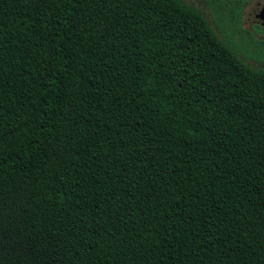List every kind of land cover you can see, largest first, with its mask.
<instances>
[{
    "label": "trees",
    "instance_id": "1",
    "mask_svg": "<svg viewBox=\"0 0 264 264\" xmlns=\"http://www.w3.org/2000/svg\"><path fill=\"white\" fill-rule=\"evenodd\" d=\"M247 2L0 0V264H264Z\"/></svg>",
    "mask_w": 264,
    "mask_h": 264
},
{
    "label": "flooded vegetation",
    "instance_id": "2",
    "mask_svg": "<svg viewBox=\"0 0 264 264\" xmlns=\"http://www.w3.org/2000/svg\"><path fill=\"white\" fill-rule=\"evenodd\" d=\"M259 1H262V0H248L247 4L244 6L243 10L241 11V26L244 30H247L251 34L253 33V37L255 39L264 41V36L262 34L264 32V25L259 24V23H253L252 21H250V13L256 8V5ZM244 23L249 24L248 29L244 28L243 26ZM254 26L259 27V30H260L259 33L253 32Z\"/></svg>",
    "mask_w": 264,
    "mask_h": 264
},
{
    "label": "rangeland",
    "instance_id": "3",
    "mask_svg": "<svg viewBox=\"0 0 264 264\" xmlns=\"http://www.w3.org/2000/svg\"><path fill=\"white\" fill-rule=\"evenodd\" d=\"M183 1L187 4L193 5L195 8L200 9L203 12V14L205 15V17L208 19V21H210V16L208 15V8H207V5L205 3V0H183ZM211 26L214 28L212 23H211ZM243 26L246 29L249 28L248 23H244ZM236 39H238V38H236ZM252 65L255 66L256 64L252 63Z\"/></svg>",
    "mask_w": 264,
    "mask_h": 264
},
{
    "label": "water",
    "instance_id": "4",
    "mask_svg": "<svg viewBox=\"0 0 264 264\" xmlns=\"http://www.w3.org/2000/svg\"><path fill=\"white\" fill-rule=\"evenodd\" d=\"M250 21L264 25V0L259 1L256 8L250 13Z\"/></svg>",
    "mask_w": 264,
    "mask_h": 264
}]
</instances>
